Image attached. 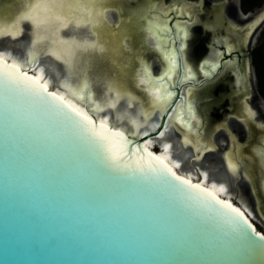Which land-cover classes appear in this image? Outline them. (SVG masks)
I'll list each match as a JSON object with an SVG mask.
<instances>
[{
	"label": "water",
	"instance_id": "obj_1",
	"mask_svg": "<svg viewBox=\"0 0 264 264\" xmlns=\"http://www.w3.org/2000/svg\"><path fill=\"white\" fill-rule=\"evenodd\" d=\"M13 2L0 0V11ZM253 25L234 31L238 40L248 36ZM179 46L176 38L173 47ZM217 51L226 57L224 62H231L228 52ZM184 56V50L178 53L179 74L174 87L167 89L175 95L158 124H166L177 105L192 99L199 122L193 121L191 130H198L204 142H215L214 133L227 126V119L216 122L215 128L210 124L207 114L213 105L207 85L217 68L213 65H221V58L209 63L210 76L188 79L192 90L189 97V91L184 92L178 83ZM38 64L22 70L35 75ZM226 70L223 66L221 74ZM244 87L235 94L247 92ZM49 90L55 91L54 84ZM247 98L246 94L243 100ZM89 115L100 122L94 114ZM160 130L149 131L148 136L122 132L133 145H143L158 155L144 141H160ZM172 131L177 136L180 133L175 127ZM133 145L125 148L128 156L114 160L106 142L82 135L69 120L0 84V264H264V241L252 235L247 225L239 222L230 227L204 206L205 200L184 198L176 186L179 182L151 171L146 162L138 160V154L132 153ZM171 146L174 150L176 141ZM237 147L229 149L238 152ZM205 166L204 162L197 165L199 175ZM173 168L210 189L201 179L189 178ZM217 172L221 178L210 170L207 180L223 181L229 191L231 177ZM216 195L228 200L225 195ZM232 203L245 210L238 201ZM246 215L256 230L264 233L247 211Z\"/></svg>",
	"mask_w": 264,
	"mask_h": 264
},
{
	"label": "snow or ice",
	"instance_id": "obj_2",
	"mask_svg": "<svg viewBox=\"0 0 264 264\" xmlns=\"http://www.w3.org/2000/svg\"><path fill=\"white\" fill-rule=\"evenodd\" d=\"M105 0H29L25 10L21 13L23 20L29 22L33 29L37 30V34L34 39L31 41L32 47H35L37 44L41 43L45 38L39 35L38 30L44 29L48 30L53 25H55V31L53 33L54 39L50 41V50L45 53V55H50L55 58L56 61H59L65 65L66 71L71 74L75 69L74 58L79 56L83 58L85 53L88 52H100L104 53L107 49L104 46V42L101 39L97 41L88 43L84 42L83 44L77 42L75 39H65L59 34L62 29H67L69 24L73 20H76L77 27H80L79 21L83 20L85 24L92 23L94 34L99 35L96 31L97 27L102 23L101 17L104 11L108 9L104 5ZM19 19V17H18ZM10 31H5V25L3 22H0V38L5 36L10 37L13 40L19 38L23 34V30L17 27L16 23H12L10 26ZM176 38L181 40L179 49L171 48L168 54L165 56V59L168 62V70L158 77H153L151 70L147 67H144L137 71V87H143L144 90L148 91V85L155 82L159 83V87H153L149 91V95L152 97L153 105H161L165 100L173 97L175 94L167 90V82L171 81L172 75L176 72L179 67L178 64V53H182L183 50L187 47L186 41L190 38V33L187 31V22L183 24H177ZM147 31L152 37L157 40L163 39L162 36L158 35V31H167L171 32L172 29L167 28V25L163 29L159 28L158 25L149 27ZM251 35V31L247 33ZM172 44H176V39H172ZM157 49L160 48V44L155 45ZM235 48L232 44L225 45V51L229 54L234 51ZM216 55H223V53H216ZM36 59V54L29 52V59L27 63H32ZM205 64H208L209 61L205 60ZM227 64V62H225ZM214 67H219L218 63L213 65ZM35 67V65H34ZM203 70V69H202ZM205 76H210V73L205 71ZM195 73L192 72L191 68H187L186 79H194ZM0 84L7 86L10 91L27 101L33 102L35 104L41 105L47 108L50 112L54 113L57 116L63 117L71 123L72 127L78 130L82 135L90 137L96 141L106 142L107 151L111 154L112 159L120 160L125 156L129 155V151H126L125 148L128 145H133L131 140L125 136L124 132L119 130H114L109 127L107 123V117L104 120L97 123L87 112L77 107L76 105L69 103L65 100L64 96L59 94L57 91L49 90V82L44 80V69H39L38 75H29L27 71L22 70L21 64L13 60L11 63L6 59V54L0 52ZM89 87L86 75L83 79V85L80 88V92L83 93L85 89ZM117 91V96L120 92H126V86L120 81H115L112 87H109L108 91ZM131 96V93H127ZM192 90L189 89V97H191ZM83 95L80 96V99H83ZM135 99V97H132ZM59 102V103H57ZM66 107L69 109V112H64L61 108ZM109 107L115 108L116 104L111 103ZM129 108L133 107L130 103ZM177 107H180L177 105ZM187 118L184 116V109H182L178 122L182 126L188 127L191 131V122L198 121V117L195 112V101L189 99L186 103ZM249 111H251L249 109ZM163 112L167 113L168 108H163ZM70 114V115H69ZM145 121L149 118L148 111L145 110L143 113ZM256 112L252 111L251 117H255ZM79 118V119H77ZM160 119H164V116L161 115ZM133 125H136L137 129L143 127V125L138 124L137 120L133 119L131 121ZM260 130L262 135H264V125H260ZM155 129H161L158 132L159 137H163L165 132L168 130V125L156 124ZM143 136H148L147 131L142 133ZM234 139V137H232ZM145 144H151V140H146ZM185 146L195 145L192 140H189L187 136L184 138ZM259 152V159L264 161V140H258L257 145L255 146ZM171 148L170 144L164 146L165 152ZM133 154H138V160L140 162H146L150 167L151 171L159 172V177L170 178L176 183L179 193L186 199L190 200H205V207L224 218V222L230 227L243 222L251 229V234L256 238L264 241V233L258 232L253 226L251 221L246 215L247 209L242 210L240 207L234 205L230 200L220 199L216 193L209 188L203 187L201 183H193L190 179L185 178L177 174L174 171L172 165L166 163L168 157H162L156 155L153 152L149 151L143 145H133L131 149ZM196 160H200L205 153L215 151L214 148L205 147L203 151L199 147H195ZM226 167L227 170L235 174L238 171L237 164L233 161L231 156H226ZM175 168H180L181 164L177 161L173 162ZM204 180H207L208 173L204 172L201 174ZM211 189H216L220 193H226V187L221 184L217 189V185L213 183ZM213 205H219V208H214Z\"/></svg>",
	"mask_w": 264,
	"mask_h": 264
},
{
	"label": "bare ground",
	"instance_id": "obj_3",
	"mask_svg": "<svg viewBox=\"0 0 264 264\" xmlns=\"http://www.w3.org/2000/svg\"><path fill=\"white\" fill-rule=\"evenodd\" d=\"M28 3H29V0H17L16 2H13L14 5H12L11 7L7 6V8H4V9H2V11H0V22L4 23L5 31L11 30V28L9 26L12 23H16L17 27L19 29L21 28V23L23 21H25V20H23L21 13H23V11L25 10ZM178 10H180V9H178ZM178 12H180V11H178ZM178 12H177V14H179ZM108 13L109 12H107V11L103 12V15L101 17L102 23L96 29V31L99 34L98 36L96 34H94L93 24L92 23L85 24L83 22V20L79 21L80 27H77L76 25L78 22L76 20H73L72 23L69 24V27L67 29L61 30V32L59 34L60 36L65 37L67 39H75L77 42H79L81 44H83L84 42L92 43V42L97 41V39H101L104 42L105 48L107 49V51L104 53H100V52L93 53L90 51L88 53H85L83 58H80L79 56L75 57L74 58V65H75L76 70L71 74H69L66 71L65 65L63 63L56 61L55 58L50 56V55H45V53L50 50V41L55 38L53 35V33L55 31V25H53L48 30H44V29L38 30L39 35L44 37L45 39L41 43L37 44L35 47H32L31 41H32V39L35 38V36L37 34V30L33 29L32 25L29 22H27L28 27H29V31H30V33H29V40H30L29 46L24 47L22 44L17 43V39L13 40L10 37L5 36L3 38H0V42H2V43L6 42L8 44H6V48L0 49V52H4L6 54V58H9L11 61L15 60L17 63L21 64L22 67L34 68V65L39 63L37 65V67L34 69L35 75H38L39 69L43 68L44 69V80H47L49 82V86L54 84L55 91H57L59 94L63 95L64 98L69 103L76 105L77 107L81 108L82 110H84L88 114H91V113L94 114L99 121H102L105 119V117H107V123L109 125H113L114 127L121 129L122 131L130 133L131 135H135V136L141 135L145 131L149 132V131L155 130V125L159 123L160 117L163 114V108H165L166 105L171 101L172 97L169 98L168 100H165L163 102V104L154 106L152 97L149 95V91L153 87H159L160 86L159 83L155 82V81L153 83L149 84L147 86L148 91L144 90V93L141 95L140 94L136 95V94L131 93V96H130L127 94V93H130L127 90L126 92H120L119 96H117L116 90L110 92V91H108V89H109V87H112L114 85L115 81H120L121 83L126 85L127 81H128L127 80L128 77H126L124 75L125 73H123L119 77H116V76L114 77L108 73L106 75H100L99 76L92 71V67H93L92 64L95 62V57L98 55L105 58L107 63L112 62L113 65L118 64V61L120 60V58L125 55V62H127V60H126V57H127L126 56V48H128L130 46V43L128 41H126V39L123 42H121L119 37L116 34H114L115 32L111 33V31H110L111 27L107 24L108 22H110ZM18 17H19V19H18ZM120 18H122V17L120 16ZM258 20L260 21L261 19H257L256 24L259 22ZM149 22L150 21L148 20L147 23H149ZM136 23H138V22H136ZM152 24H153V22H152ZM152 24L150 22L149 25H152ZM147 26H145V27H147ZM187 26H188V24H187ZM119 27H121V26H119ZM129 27H132V26H129ZM132 29H133V27H132ZM251 29H253V26L251 27ZM162 33H163V31H162ZM149 37L151 38V36H149ZM4 39L6 41H4ZM239 39H241V38H239ZM168 40H170V38ZM241 41H242V39H241ZM247 42H248V40H247ZM157 43L160 44L159 50H161L162 49L161 39H160V41H156L155 45ZM170 43H172V41ZM184 43H186V42L184 41ZM151 45H153V44H151ZM171 45H173V44H171ZM146 46L150 47V44L146 45ZM172 47L173 46H171V48ZM164 50H166V49H164ZM29 52H33L36 54V59L33 60L31 64L27 63V61L29 59ZM157 52H158V49H157ZM165 52L166 51H164V53ZM164 53L162 52V54L161 53H159V54L165 55V56L168 54V53L167 54L166 53L164 54ZM160 58H161V56H160ZM163 61L164 60H162V62ZM165 61L167 63V67L164 66V68L166 67V69L162 70L160 75H163V73L168 70V62L166 59H165ZM206 66H208V64ZM206 66L204 65L205 68H206ZM145 67L150 69V67L148 65H146ZM209 67H210V65H209ZM187 68L188 67H186L185 71H187ZM189 68H191V67H189ZM120 69L122 70V72H127V70H128L124 67V64H122L120 66ZM202 69H203V67H202ZM85 75H86L89 87L87 89H85L83 93H81L80 88L83 85V79H84ZM135 75L136 74H134V76ZM173 75H172V79H173ZM156 76L154 75V77H156ZM174 76H176V74ZM186 76H187V74H186ZM186 76H184L185 77L184 79H186ZM242 78H243V76H242ZM242 78L237 77L238 83H239L238 87H237L238 91L242 90L240 87L241 85L244 86V81ZM128 79H129L130 84H131V74H129ZM172 79H171V81H172ZM135 81H136V79H135ZM247 81H248V79H247ZM169 82H167V89L170 85ZM136 84H135V86H136ZM187 88H189V87H187ZM133 90H134V88H133ZM140 91H142V90H140ZM81 95H83V97H84L83 99H80ZM132 97H135V99H133ZM111 103H115L116 107L115 108L109 107V104H111ZM130 103L133 105V107H131V108L128 107V105ZM182 109H184V116H185V118H187L186 104H183V106L178 107L176 112L170 118H168V122L166 123L168 125V130H167V132H165V135L163 137H161V140L157 141L155 139H148V140H151L152 143L151 144H145L144 143V144L150 150H153V151L155 150V152L158 155H160L162 157H168V159L166 161H169L171 163V165L174 166V164H173L174 161L179 162L181 164V167L178 168V170L183 175H186L189 178H195L197 180L201 179V182L208 185L210 187V189H211V185L213 183H215L217 185V189L219 188V186L221 184H223L227 189L226 193H220L216 189H211V190L214 191L216 194L225 195V197L228 200L233 202V199H232L233 194H232V192L230 193V190L228 191V186L226 183H224L223 181L217 182L214 179L204 180L203 176L199 175V171L197 170V165L200 162H202L205 155L210 153V152L205 153L200 160H196L195 156L198 155V153H196L195 147H199L201 149V151H203V149L205 147L214 148L215 149V151H213V153H214L217 151V146H216L215 142H212V144H209L206 141L204 142V140L200 136L201 133H198V130H196L195 128H194V130L189 131L188 127L182 126V124L178 122V118H179V115H180ZM249 109L251 111H249ZM145 110L148 111V116H149L147 121H145V117L143 115ZM252 111H254L253 107L249 103L244 101L239 106V113L236 115L237 118H235V119H237L238 123L242 127H245V129L250 132V134L254 133V128H255V124H253L252 121H254V123H256V125L258 124V126L264 125L263 121H260V120L257 121V115L255 117L249 119V117H251ZM133 119L137 120V123L143 125V127H140L139 129H137L136 125H133L131 123V121ZM192 123H193V121L191 122V128H192ZM178 126H180L181 128ZM173 127H175L180 132L178 135V138L176 140V143H177L179 149L184 152L183 157H176V155H178V154L172 156V154H173L172 152H174V154H175V149L173 150L172 146H171V148H169L167 150V152H165V150H164V146L166 144L172 145V141L168 138L165 139L164 137L170 136ZM220 129L225 130L227 132V134L229 135L230 139L227 137L229 139V142L231 143L230 144L231 146H229V147H231L233 149L236 145H238V147H237L238 152L239 153H241L242 151L244 152L245 147L238 143V140L236 139L235 135L233 133H231V131H229L227 126L220 127L216 131H218ZM258 129H257V131L259 133L258 139H260V136L262 133H261L260 127ZM185 136H187L189 140L193 141V144L195 145V147H193V145H191V144L188 146H185V143H184ZM232 137H234V139ZM222 143H227V142L223 141ZM156 148H158V149H156ZM246 148H248V147H246ZM229 155L231 156L233 161L238 166V171L235 174L228 171L227 167H226L225 157L229 156ZM232 155H233L232 151H230V150L223 152L222 158H220V159H222V164H223L224 170L229 175H231V177H233V179H234L233 181H237L238 179L241 178V176L244 177L245 182L248 184V186H250V188L253 190V192H255L253 185L255 182H258V181L260 183V179H262L263 168L257 167V170H258V173H257L255 171L256 169L253 170L252 168L241 167L242 165H240L234 159V157ZM249 157L252 161H255L254 157H252V156H249ZM185 160L192 162L194 167H196V168L195 169L193 168V170H188V169H186L187 167L184 168ZM211 166H212V164H211ZM204 172L209 173L208 170L202 169L201 174ZM208 177H209V174H208ZM254 178H255V180H254ZM235 197L237 198L236 201H238L240 203V206L244 209H247L248 210L247 212L249 213V215L252 218H254L253 211L251 210V208L247 204L246 200L242 199L241 196H239V197L235 196ZM252 209H253V207H252Z\"/></svg>",
	"mask_w": 264,
	"mask_h": 264
},
{
	"label": "flooded vegetation",
	"instance_id": "obj_4",
	"mask_svg": "<svg viewBox=\"0 0 264 264\" xmlns=\"http://www.w3.org/2000/svg\"><path fill=\"white\" fill-rule=\"evenodd\" d=\"M12 1L16 2L17 0ZM103 6L107 8V12H109L108 16L110 22L107 24L111 27V33L115 32L114 34L119 37L121 42L126 39V41L130 43V46L128 47L129 50L126 49V56L130 62L128 72L131 74V84L139 92V94L144 93V88L135 86L137 79L134 74L146 65L150 67L153 77L154 75H157L156 77H158L161 74V71L166 69L167 63L165 61V55L161 54L162 52L164 53V51H166L165 53L167 54L171 49V46H174L171 45L172 43L170 42L172 39H176V26L178 23L183 24L186 21L188 24L187 27L189 28H187V31L189 30L188 32L190 33V38L185 41L187 44V47L184 49L185 56L181 58L182 73L178 82L181 89L185 88L184 92H188L189 88L187 87H190V84L187 83L188 79H184V76L187 74V71H185L186 67H191L192 71L194 70L193 73L195 72V75L197 74L198 76L204 78V72L207 71L208 68L210 70L211 65L209 63H211L214 59L217 60L218 58H221V65H219V67L215 70H212V73H214L209 78V83L207 82V86L211 90V99L209 103L213 105L211 107L216 109V115L219 116L222 112L223 106H226V103H219V100L226 99V102L230 103V100L237 99V108L234 112L239 109V106L244 101L249 103L248 99L252 96V94L249 95V88L252 90L255 89L256 92H259L262 100L264 101V95L260 90L261 79L258 73L259 65L264 62V0H252L251 8H248V10L243 8L242 0H105ZM177 12L179 14H177ZM261 15V20L255 25L257 19ZM120 16L122 18H120ZM148 20L151 24L153 22V24L149 25L150 22L147 23ZM241 23L244 25H241ZM253 23L255 26L253 25V29L249 30L252 32L251 35H248L245 38L242 37V41L241 39L238 40L234 31L239 32L241 29H244L245 26H250V24L252 25ZM147 25L149 27L160 25L161 27L159 26V28L161 29L167 25V28L172 29V33L166 31H163L162 33L161 31H158V34L164 37L161 39L162 49H158V52L161 54L157 52V48L154 46L155 42L160 40L155 39L150 35V33H148L146 29L149 27ZM129 26H132L133 29ZM226 28H229L228 35H226ZM149 36H151V38ZM169 38L170 40H168ZM178 40L181 43V40ZM149 44L151 48L146 46ZM226 44H232L235 48V50L228 55L231 62H228L227 64L224 62L226 57L216 55V53H218L217 49L220 48L225 50ZM225 55H227L226 51ZM209 58L210 61L208 66H206L207 64H205L204 61L209 60ZM162 60L164 61L162 62ZM163 63L166 64L164 65ZM193 63L194 68H192ZM164 66L166 67L164 68ZM223 66H227L225 74H221ZM253 72L256 75V83H254ZM175 74L176 76H174ZM175 74L173 75L172 81H168L170 83L169 87H174V83L176 82L179 74V69L176 70ZM241 75L244 77L242 78ZM237 77H241L243 81L245 80L244 86L246 87L247 92L244 91L240 94H235L234 91L237 89L239 84L237 83ZM203 83L206 82L203 81ZM240 87L242 89L243 85ZM246 94L248 96L247 101L243 100V97L246 96ZM213 102L216 104H213ZM256 106L258 108L257 111L260 112L261 116L264 118V111L258 104ZM253 124H255V128H257L256 123ZM258 135L259 133L256 132L254 140L257 142H252L246 151H242L240 153L242 154L243 161L238 159L239 155L235 159L240 165H242L241 167L252 168L253 170L256 169L255 171L257 173V167L263 168L262 179H260V183L259 181L257 182L258 190H256V193L264 200V161L259 159V152L255 147L258 140H264V135L261 134L260 139H258ZM239 144L243 145L242 143ZM229 148L227 150H230ZM249 156L254 157L255 161H252ZM220 157L221 155H219V159ZM221 167L222 171L227 173L224 170L223 164H221ZM229 176L231 177V175ZM231 180L233 182V177H231ZM237 181L240 183L241 189L245 191V193L250 194V197L253 198V194L246 185L244 177L241 176V178Z\"/></svg>",
	"mask_w": 264,
	"mask_h": 264
},
{
	"label": "rangeland",
	"instance_id": "obj_5",
	"mask_svg": "<svg viewBox=\"0 0 264 264\" xmlns=\"http://www.w3.org/2000/svg\"><path fill=\"white\" fill-rule=\"evenodd\" d=\"M262 15L258 18L261 19ZM259 21V20H258ZM241 25H244L243 23H241ZM256 25V23H255ZM254 25V26H255ZM253 26V27H254ZM242 27V26H241ZM262 27V25H261ZM23 30V34L19 36V38L17 39V43L22 44L24 47H28L30 40H29V27H28V23L26 21H23L21 23V28ZM31 36V35H30ZM79 36V35H78ZM65 38V37H64ZM67 39V38H65ZM255 40V39H254ZM4 41H6L4 39ZM6 42L2 43L0 42V49L2 48H6ZM127 50H129V48H126ZM127 62H125V55L123 57L120 58V60L118 61V64H112V62L107 63L106 59L103 58L102 56H96L95 57V62L92 64V71L97 74V75H106L107 73L112 75V76H116L119 77L121 76L123 73H125L124 75L126 77L129 78V72L127 70V72H122V70L120 69V66L122 64H124V67L126 69H129L130 67V62L129 59L126 57ZM123 61V62H122ZM253 76H254V83L257 82L256 80V75L253 72ZM127 78V84L126 86V90H128L130 93L132 94H136L135 90H133L134 87H132V84H130L129 79ZM258 91V90H257ZM248 99L249 104L253 107L254 111L257 113V121H263L264 122V118L261 116L260 112H258V108H257V104L260 106V108L264 111V101L262 100V97L260 95L259 92H256L255 89L252 90L251 88H249V95H251ZM137 95V94H136ZM257 95V96H256ZM219 103H226V106H223V108H228V109H223L222 108V112L219 116L216 115V109L214 107H210L209 108V112L207 114V117L210 121V124L212 125L213 128H215L217 126L216 122L221 121L222 119L226 118L227 119V128L229 129V131H231V133H233L236 137V139L238 140V143H242L243 146L245 147L246 151V147H249V145L251 144V142H254V138H255V134L257 131V129L259 128L258 124H257V128L255 129L254 127V134H250L249 131H247L245 129V127H242L237 119L236 113L234 112V110H236L237 108V99H232L227 103L226 99L224 100H219ZM213 104H216L213 102ZM254 123V121H252ZM246 130V131H245ZM259 130V129H258ZM179 133V131H177ZM172 135V136H171ZM227 135V136H226ZM216 136V137H215ZM229 135L227 134V132L223 129H220L218 131H216V133L214 134V141L216 143L217 146V151L216 152H210L208 154L205 155V157L203 158L202 162H204V164H206L207 166H205L203 169H206L208 171L212 170L213 173L216 175V177L221 178L219 175V173H216V170H221L222 171V159H219V155H221L220 158H222V154L224 151H226L229 146H231L230 142H229ZM178 138L177 133L175 132H171L169 139L171 141H176ZM217 141V142H216ZM227 142V143H222V142ZM212 144V141H210ZM232 151V156L234 157V159L239 155L237 151ZM183 151H181L176 143V148H175V155L176 157H183ZM236 160V159H235ZM221 161V162H220ZM214 163V164H213ZM212 164V166H211ZM187 167V168H186ZM212 167V168H211ZM215 167H217V169H215ZM184 168L188 169V170H193V168L195 169L196 167H194L192 162L186 161L184 162ZM246 183V182H245ZM257 182L254 183L253 187L255 192H253V190L250 188V186H248V184L246 183V185L249 187L250 192L253 194V198L250 197V194L245 193V191H243L240 187V183L238 181H233L230 185H229V190L230 193L232 192V197L233 200L236 201V197L241 196L242 199H245L247 204L249 205V207L251 208V210L253 211L254 214V218L253 220L256 222L257 226L259 229H261L264 232V221H262L264 219V200L261 199L257 193L256 190L257 189ZM253 207V209H252ZM256 212V213H255ZM263 216V217H262ZM263 218V219H262Z\"/></svg>",
	"mask_w": 264,
	"mask_h": 264
},
{
	"label": "trees",
	"instance_id": "obj_6",
	"mask_svg": "<svg viewBox=\"0 0 264 264\" xmlns=\"http://www.w3.org/2000/svg\"><path fill=\"white\" fill-rule=\"evenodd\" d=\"M251 1L252 0H242V6L245 10H248V8H251ZM259 75H260V90L262 92V94L264 95V62H262V64L259 65Z\"/></svg>",
	"mask_w": 264,
	"mask_h": 264
}]
</instances>
